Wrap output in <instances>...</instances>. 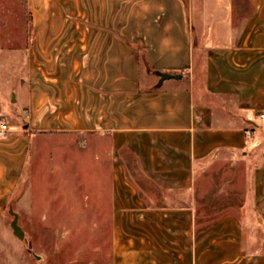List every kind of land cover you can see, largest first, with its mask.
<instances>
[{
	"label": "crops",
	"instance_id": "0c3cea01",
	"mask_svg": "<svg viewBox=\"0 0 264 264\" xmlns=\"http://www.w3.org/2000/svg\"><path fill=\"white\" fill-rule=\"evenodd\" d=\"M25 4L24 81L0 105V213L31 138L63 137L93 151L98 177L76 169L95 189L76 195L109 216V264H264V0ZM214 164L241 185L206 221L197 187Z\"/></svg>",
	"mask_w": 264,
	"mask_h": 264
},
{
	"label": "rangeland",
	"instance_id": "374dc122",
	"mask_svg": "<svg viewBox=\"0 0 264 264\" xmlns=\"http://www.w3.org/2000/svg\"><path fill=\"white\" fill-rule=\"evenodd\" d=\"M27 29L25 0H0V49L19 51L13 56L0 51V105L4 102L8 106L12 95L15 101V90L24 81L25 55L19 36ZM10 36L14 38H4ZM9 108L6 114L10 119ZM77 143L63 137L31 138L25 177L13 203L0 213V264H109V216L102 207L98 215L92 199L84 208L76 195L77 191L95 189L90 181H78L76 167L81 170V179L98 177L92 171L93 151L87 144ZM235 171L233 165L214 164L202 172L197 187L203 194L199 215L206 221L220 216L217 210L223 206V195L240 189ZM245 174L244 169V180ZM10 211L18 216L22 240L12 233ZM243 218L246 238H251L254 232L250 225L254 228L257 222Z\"/></svg>",
	"mask_w": 264,
	"mask_h": 264
},
{
	"label": "water",
	"instance_id": "95a60500",
	"mask_svg": "<svg viewBox=\"0 0 264 264\" xmlns=\"http://www.w3.org/2000/svg\"><path fill=\"white\" fill-rule=\"evenodd\" d=\"M155 74L159 77V82H158L159 84H161L165 80L179 79L181 77L180 75L168 74V73H162V72H155ZM11 101H14L13 95H12ZM10 213L13 216L12 221L10 223V227L12 229V233L18 239L22 240L23 239V231L21 230V228L19 227V225L17 223L18 216H17L16 213H13L11 211H10Z\"/></svg>",
	"mask_w": 264,
	"mask_h": 264
},
{
	"label": "built area",
	"instance_id": "2783aa9c",
	"mask_svg": "<svg viewBox=\"0 0 264 264\" xmlns=\"http://www.w3.org/2000/svg\"><path fill=\"white\" fill-rule=\"evenodd\" d=\"M259 117L262 121H264V114H261ZM8 132L9 128L7 124L0 122V139L6 137Z\"/></svg>",
	"mask_w": 264,
	"mask_h": 264
}]
</instances>
